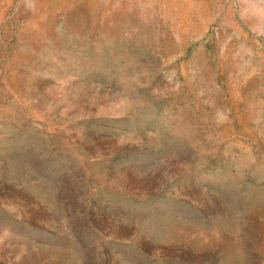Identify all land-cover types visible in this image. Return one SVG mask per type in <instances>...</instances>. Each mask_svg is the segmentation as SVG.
<instances>
[{
    "label": "rangeland",
    "instance_id": "rangeland-1",
    "mask_svg": "<svg viewBox=\"0 0 264 264\" xmlns=\"http://www.w3.org/2000/svg\"><path fill=\"white\" fill-rule=\"evenodd\" d=\"M0 264H264V0H0Z\"/></svg>",
    "mask_w": 264,
    "mask_h": 264
}]
</instances>
